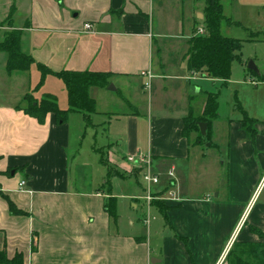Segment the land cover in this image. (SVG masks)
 <instances>
[{"label":"crops","instance_id":"obj_1","mask_svg":"<svg viewBox=\"0 0 264 264\" xmlns=\"http://www.w3.org/2000/svg\"><path fill=\"white\" fill-rule=\"evenodd\" d=\"M183 6L184 0H0V43L8 28L21 31L20 50L34 61L28 72L8 73L7 56L0 53V251L9 257L21 254L24 264H151L145 242H137L132 232L121 231L118 223L122 200L132 192L128 188V195L120 193L119 181L134 177L136 171L140 176L149 171L160 180L166 176L175 189L176 198L172 199L165 196L166 183L151 192L153 200L167 208V225L173 231L162 239L160 260L155 264H225L224 252L232 238L236 242L255 241L244 226L239 233L235 230L243 217L242 221L247 217V227H264V205L256 210L249 205L264 170V127L259 126L258 114H251L246 106L248 94L253 104L262 102L259 87L264 88V38L246 40L253 56L242 57L239 66L243 76L239 83L250 86L244 89L242 105L253 117L241 106L242 117L228 121L227 196L221 200L217 193L214 201L182 199L183 181L192 174L191 156L196 153V158L204 160L206 142V147L218 148L211 137L201 142L199 133L183 135L184 118L190 114L198 118L203 112L202 108L193 114L192 81H209L205 93L216 88L215 82L200 75L189 80L178 77L177 70L171 73L172 66L165 61L166 37L182 25ZM11 8L14 14L5 27L2 24ZM85 25L91 30H85ZM188 41L183 48L176 42L179 65L186 63ZM251 59L259 79L247 70ZM37 65L56 73L110 74L109 85L115 90L91 89L96 114L90 125L81 116L79 121L82 128L101 131L105 146L100 157L103 153L109 166L123 174L113 178L107 189L103 188L107 170L99 160L95 170L93 165L81 164L89 173L83 176L77 174L79 165L72 168L70 123L75 114L64 124H58L51 114L42 124L25 114L27 96L38 102L45 95L54 97L49 91L39 94V82L32 77ZM145 72L152 79L144 120L140 91L145 92ZM184 72L190 74L186 65ZM167 94L175 95L171 105L164 103ZM243 113L256 121L253 139L241 127ZM170 171H174L172 182L167 177ZM21 182H25L22 188ZM110 199L118 216L116 224L104 208ZM139 200L151 206L145 196L130 198L129 206L136 209ZM8 202L23 214L11 215ZM211 212L222 215L218 231L206 224Z\"/></svg>","mask_w":264,"mask_h":264},{"label":"rangeland","instance_id":"obj_2","mask_svg":"<svg viewBox=\"0 0 264 264\" xmlns=\"http://www.w3.org/2000/svg\"><path fill=\"white\" fill-rule=\"evenodd\" d=\"M188 1L190 6L187 5ZM204 1L205 0H187L186 2V0H184L183 18L181 19V16L179 17V20L181 19L182 25L176 28L173 34L169 33L170 36H167L169 38L166 37L167 51L165 53V61L167 64H170L172 66V71L170 72L174 73L177 70L176 75L178 77H186V79L188 80L193 76H190V74L187 75L184 72V66H187V63H185V61H183L182 64L179 65V63H181V55L179 54L177 57V55L175 54V45L176 42H178L181 45L180 48H183L190 37L198 34V29H201L203 30V32H205L203 20L198 19V15L203 16ZM220 2L222 5L223 19L219 25V33L223 37L242 41V57H252L253 53L250 51L249 45L246 40L250 39L251 41H255L264 38V0H220ZM2 25L8 27L10 25V22L5 19ZM11 31L8 28L6 32L9 33ZM163 35H166V31L163 33ZM171 35H173L174 37H171ZM250 61H252V59L249 60V62ZM239 66L240 64H238L237 62L232 63L231 78L227 88H222L219 83L214 84V87L216 86L214 92L218 90L220 94L218 98V119L213 122L210 128V137L212 141L211 143L217 145L218 148H208L206 146L209 143L206 142L202 148V154L205 155V157L203 158L204 160L196 158V153L191 156L189 165L192 169V174H190V176H187V179L183 181L184 184L181 196L182 199L201 200V198H204L214 201V197L217 193L219 194L218 199L221 200H223L224 197L227 196L229 186L227 166L228 121H235L236 119L242 117L241 111L237 109L236 106L243 107L242 103L244 104V102L241 101V98L244 97V89L250 87L239 83V81H241L243 77L242 71H240ZM181 70L182 74H179ZM32 72H34L35 74L32 75V77L39 82V84H37L38 91L40 92L39 94L42 95L48 93L49 91L50 94H53L58 108L60 110L64 109L63 111L67 110V93L63 83L51 76L45 77L43 82H41V74L39 73V71H35L34 69ZM170 75L172 76V74ZM186 83H188L187 80ZM137 84L140 89L141 79L137 82ZM210 85L211 83L209 81H204L202 79H195L192 81L190 95L192 97L191 106L194 115H196L198 111L204 108L203 106L206 102L205 90H207L206 88ZM198 89H201V91L197 92ZM259 89L262 91V102H257V105L255 103L253 104V102L250 101V94H248L246 99V106L251 114H258V119L262 122V124H259V126L264 127V88L260 86ZM140 95H143L141 101L143 110L141 111L142 113L140 111L139 112L142 116H144L145 120V118H147V114H145L144 110L147 107V101L150 100L151 97L146 90L145 92H143V94L140 91ZM164 98V103L169 105H171L176 100L174 99V94L173 97L167 94ZM27 99L29 101L27 105H30V103L32 102H38V100H33V98L29 96H27ZM40 99L41 98H39V100ZM242 109L248 113V111L244 107ZM251 114L248 113L250 117H253V115ZM69 116L68 118H70ZM80 116V114H75L70 123V152L72 153L71 160L73 170L77 165H79L78 168L80 169L77 171V174L83 176L85 173H88V171L87 169H83L80 165L88 163V166L91 167V165H93V170H95L98 166L97 161H100L101 159L99 151L102 150V147L105 145L101 139V131L96 129L92 130L93 128H91L90 126L82 128V124L79 123V121L81 120L80 118L82 117ZM166 168L167 166L163 167V171H165ZM88 170H90V168H88ZM143 174L144 173H142L141 176H131L130 179L119 181L120 187L117 188V190L120 191V193H122L123 195H128V188H130L132 192L130 193L131 195H128V197L122 200V205L120 207V212L118 215V223L121 231L127 233L132 232L137 238V242H145L144 244H146V247H148V252L151 254L150 263L155 264V261L157 262L160 260L158 258V255L160 252L159 249L161 250L162 239L172 235L173 231H171L172 229L169 228V225H167L166 221L159 214L157 208H154L153 205L148 207L147 203L144 200H139L137 202L136 209H132L129 206L131 202L130 198L142 199L147 194V185L142 180ZM260 175L261 176L259 177L257 186L255 184V186L257 187L256 192L249 204L251 208L252 206H256L255 210L258 208L257 206L261 204L264 205V170L260 173ZM167 177L170 179L168 174ZM161 180L160 183H162V188L165 183L167 184V188L164 191L166 193L165 196L168 199H172L173 197L176 198L175 189L170 187L169 182L166 181V176H163ZM151 189V192L153 194L155 192V186H152ZM152 201L155 202V200H151L149 203H151ZM221 217L222 215H220L219 212H211L209 213V218L210 221L214 223L212 225L209 221L206 224L210 227V229L211 226H214L217 229L216 231H218L220 229L218 220ZM243 218L238 222L235 232L237 230H239L240 232L244 226L246 233L250 235L249 231L247 230V226L244 225L247 217L244 221H242ZM228 219L227 221H225L226 226L228 225ZM231 219H235V217L231 216ZM250 236L255 238L252 235ZM234 238H232L231 241H236V239ZM16 254H14V256ZM14 256L9 257V255L7 254V257L9 259L13 258Z\"/></svg>","mask_w":264,"mask_h":264},{"label":"trees","instance_id":"obj_3","mask_svg":"<svg viewBox=\"0 0 264 264\" xmlns=\"http://www.w3.org/2000/svg\"><path fill=\"white\" fill-rule=\"evenodd\" d=\"M203 8L202 20L205 32L203 35L193 36L188 41V49L185 54L187 68L191 75L203 76V78L209 79L213 83H219L222 88H227L231 78L232 63L237 62L240 65L242 64L241 51L243 42L223 37L219 33V25L223 19L220 0H205ZM13 14L14 9L11 8L6 18L8 22L11 21ZM21 33L19 30H12L5 34L3 41L0 43V53H4L7 56L6 70L8 73L28 72L34 65L33 59L23 54L20 50ZM36 67L41 74V82H43L45 77L51 76L63 83L67 93L68 109L65 111L60 110L55 98L45 95L38 103H30L25 110V114L35 118L40 124L43 123L48 114L53 115L58 124H64L70 114H80L86 124L90 125L92 117L96 114L95 100L90 96V90L93 88H107L109 86L110 74L88 71H62L56 73L42 65H37ZM252 75L259 79V76ZM219 94L218 90L216 92H206V102L201 116L194 118L190 114L184 118V136L196 132L199 133V140L201 142L210 140L211 125L218 119ZM236 107L242 113L241 108ZM199 123L207 124L206 135L204 137L200 135ZM240 124L243 131L253 139L254 135L257 134L254 128L256 121L248 118L243 113ZM101 155L100 163L107 170L103 188L107 189L113 178H122L123 174L118 173L117 170L109 166L103 153ZM137 172H134V175H137ZM8 203L11 215L23 214L11 202ZM150 205L157 208L159 214L167 223V208L163 202L152 201ZM104 208L113 224H116L118 216L115 212L114 200L110 199L106 201ZM247 230L256 240L251 242L234 241L225 256V264H264V227L263 229H257L248 226ZM34 249L33 247L32 252H34ZM0 264H24L23 256L16 254L13 258L9 259L5 251H0Z\"/></svg>","mask_w":264,"mask_h":264},{"label":"built area","instance_id":"obj_4","mask_svg":"<svg viewBox=\"0 0 264 264\" xmlns=\"http://www.w3.org/2000/svg\"><path fill=\"white\" fill-rule=\"evenodd\" d=\"M84 29L87 30V31H90L91 30V26L90 25H85L84 26ZM203 34H204L203 30H201V29L198 30V35H203ZM142 76L147 79V82L144 84V89L146 91H149V89H150V82H151V79H152L151 74L149 72H145V73L142 74ZM168 175L171 178V182H172L173 181L172 172H169ZM142 180L147 185V194L145 196V200L149 203L151 200L154 199L153 195L151 194V187L152 186L159 185L160 184V179H159L158 176L153 175L149 171H147V172H145L143 174ZM23 186H25V182H22L20 184V187H23ZM170 194H171V192H170ZM233 241H230L229 242V245L227 246V249L224 252L225 255L227 254V251L230 248V246L232 245Z\"/></svg>","mask_w":264,"mask_h":264},{"label":"water","instance_id":"obj_5","mask_svg":"<svg viewBox=\"0 0 264 264\" xmlns=\"http://www.w3.org/2000/svg\"><path fill=\"white\" fill-rule=\"evenodd\" d=\"M198 19H201L200 15H198ZM247 70H249L250 72H253L254 74L259 76V71H258L257 67L255 66V64L252 61L248 62ZM107 90L108 91L109 90L110 91H114L115 89H114L113 85H109ZM198 128H199L200 135L202 137H204L206 135L207 124L206 123H199L198 124Z\"/></svg>","mask_w":264,"mask_h":264}]
</instances>
